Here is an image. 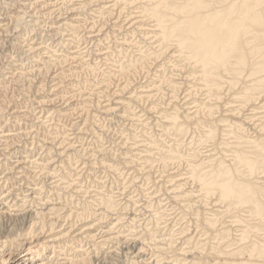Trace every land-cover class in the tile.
Here are the masks:
<instances>
[{"label":"bare ground","instance_id":"1","mask_svg":"<svg viewBox=\"0 0 264 264\" xmlns=\"http://www.w3.org/2000/svg\"><path fill=\"white\" fill-rule=\"evenodd\" d=\"M49 1L34 2L42 8L41 14H38L39 16L36 14L38 17L41 15L45 18L56 12L51 8L57 3L50 6L47 3ZM89 1L64 0L59 5L57 4L61 6L57 9L64 10L66 8L65 10H69L68 12H71L70 14L73 16H70V19L64 18L63 21L59 18L61 21L58 22L57 19V22H53L51 26L53 27L51 28L52 33L64 31L72 38L63 43L68 50L73 46L72 44H75L74 40L79 41L81 32H84L88 26L90 31L92 30L91 33L95 27L97 28L96 23H92L94 21L88 23V20L83 19L84 17L81 18L85 12L84 9L89 7H86ZM96 2H90V4ZM118 9L120 15L126 10H134L137 16L134 17L136 21H132L135 27L131 34H138L144 40H150V46L142 47L138 42L133 44L135 46L131 45V48H136L137 51L128 52L125 38L123 43H118L116 47H110L111 50L107 49L103 56L106 61L112 63L103 73L104 80L102 79L94 92L101 97L111 93L109 85L115 75L124 82L118 89L116 88L113 95L119 91L125 93L124 91L129 90L133 85L131 78L134 79L139 72L147 71L146 74H149L153 67L157 66L158 70H155L160 75L156 74L154 78L149 77L150 75L147 76L148 83L145 86H140L139 90H135L134 94L132 93L127 99L124 96H121L123 99L118 96L119 99L118 97L113 98L114 100L107 102L105 106L100 107L99 105L98 108L104 115L117 120L134 121L137 118L132 116L135 114L132 105L147 101V103L149 102L148 109L159 114V123L167 131L168 136L170 134L174 137L168 141L160 136L155 138V136L147 135L146 140L135 142L130 148L128 146V149L133 151V156L129 158L131 155H127L128 158H124L123 162L125 161L126 166L135 168L138 173L143 172L138 170L141 168L149 174L154 169L155 163L162 167L164 172L162 169L161 172L167 173L169 168L171 169L170 166L175 163L174 161L186 162L188 170L184 175L179 171L180 165H176L177 168H174V172L171 170L172 173L168 174L174 201L171 204L168 203L171 205H169L171 209L163 205L165 204L163 199L161 201L158 198L159 201L154 200L155 202H149L147 205L145 202V208L142 205L139 206L133 198H127V201L123 200V203L117 196L120 193H115L114 189L108 188L107 185L91 192L84 189L83 184L85 183L81 179L83 176L80 177V174L74 173V171L78 172L76 171L78 169L73 170V162L79 158L74 154L80 152L78 147L76 150L75 144L71 141L67 142L68 138L60 136V130L54 128V124L47 125L45 123L47 121L39 120L40 127L44 128L45 136H48L47 139L50 142L54 144L64 137L57 143L60 147L58 149L63 150L59 151L61 159L57 160V156L52 155V150L48 148L45 155H38L36 158L32 154L28 155L26 151L27 156L23 157L25 160L22 161L23 163L20 160L16 162L13 160L17 155H12L4 163H0V170L2 169L3 175H6L2 176L3 179L0 178L2 179L0 180V196L3 195V204L0 207V264H264V134L256 132L257 129L264 132V117L260 118L263 119L260 120L261 125L257 123L259 128L254 125L256 130L250 126L256 133L252 132L254 130L249 127V124L246 125L248 120L257 114H254L255 110H251L249 105L254 106L255 103H260L257 106L262 112L264 111V0H111L109 3L101 2L98 8L93 11L104 19L105 15H109L114 10L117 12ZM11 12L9 16L18 24L22 20L20 22L22 24L23 16L17 13L11 15ZM114 13L112 12L113 16H115ZM117 24V22L114 24L116 28ZM19 26L22 25L19 24ZM35 31L33 29L31 32ZM91 33L88 31L86 35L84 33L85 37H81L85 40L92 39ZM104 41L106 40L104 39ZM18 45H20V39L18 42L17 39L14 43L12 42L13 47ZM31 47L32 49H30L35 53V55L32 53L34 57L31 60L33 69L38 70L41 61H45L43 65L46 66L44 68L47 71L51 70V67L57 69V66L68 62L75 63L72 66L68 64L70 68L66 72L60 73L59 79L57 78L60 80H57V86L62 91L59 92L57 87L54 88L58 90H54L56 97L53 99H50L51 96L45 97L48 101L42 98L43 101H39L42 104L45 102L52 104L56 99L62 100L60 98H64L66 95L77 98L78 95L71 94L75 89L69 78L78 74L77 70L79 69L90 73L99 70L100 63L85 59V56L80 58V51L76 52L70 49L65 51L66 54L59 55L55 50L45 49L46 57L43 55L42 58V54L39 52L43 47L40 46V48L35 43ZM8 63L10 64V62ZM21 69L23 70L22 67ZM42 70L45 71V69ZM168 70L171 72L170 77L167 76ZM20 71L19 73H22ZM40 73L42 74V72ZM45 73L47 72L45 71ZM80 73L82 72L80 71ZM22 76L24 77L25 73H22ZM30 76L34 77V75ZM14 78L12 77L15 81ZM180 78L183 79V82ZM68 79L69 81H67ZM3 80L7 81L6 77ZM32 84L35 82L31 83V87ZM6 85L0 87V143L3 141L5 145L9 146L15 139L22 138L21 136L29 137V133H7L6 128L20 126L19 123L26 116V113L23 112L26 111H21L23 113L21 114L20 111L17 112V109L21 110L24 104L30 106L31 102H15L13 99L16 100V98H10L7 95V90H11L12 86L9 84L8 88ZM59 85H64V88ZM34 86L36 87V85H33V89ZM43 86L41 84L35 91L37 89L39 92L45 90ZM26 87L27 90L30 89V87ZM12 90L14 91L13 88ZM21 90L23 89L19 91L22 92ZM79 91L82 90L79 89L76 92ZM164 91L169 94H165ZM181 92L185 93L183 96L187 102L195 101L192 102L195 107L185 108L184 106L189 105L190 102L187 104L183 101L184 105H180L182 102H177ZM19 93L16 92L15 95L19 96ZM84 93L79 92V95L82 96ZM39 94L37 95L36 92L38 98ZM200 95L204 96L202 100L197 99ZM33 101L34 104H32L35 105L36 102ZM112 101L115 102L112 103ZM89 103V97L83 98L81 108L55 109L53 113L60 119L63 117L73 119L77 114L83 118L90 113L87 110ZM36 104L38 107L39 104ZM222 105L227 108L223 110ZM12 108H16V112H11L14 115L11 117L15 121L7 119V114ZM245 110L249 112L247 116L243 113ZM150 111L147 112L152 113ZM242 114L245 118L242 117ZM147 115L149 116V114ZM29 117L28 120H30ZM36 119L38 121V118ZM192 130L195 131L197 137L192 138L190 146L183 153L180 148L185 149V145L188 146L184 138ZM92 132L94 135H98V132L93 131V128ZM209 142L212 143L211 148L215 147L214 153L205 151L209 153L206 154L192 145L196 143L204 145ZM98 149H95L97 151L89 150L95 159L97 156H101L100 160L96 159L97 162L100 161L101 169L103 166L105 170L117 173L118 167L115 168L116 166L108 165L109 163L106 162L105 157L110 154V150L105 147L100 148V146ZM36 150L37 148L30 153ZM73 151L74 153H67ZM85 151L88 150L85 148ZM125 152L128 153V151ZM97 162L96 164L99 166ZM17 163L25 165L19 166L20 172L14 174L13 171L18 166ZM58 170L61 173L64 172L65 175L59 174ZM91 177L93 178V175ZM21 183L24 184L21 185ZM113 184L117 187L122 185ZM23 185H28L32 193L27 194ZM169 188L167 187V190ZM115 190L119 189L115 188ZM4 196L6 199L13 197L15 201L5 205ZM121 196L126 198L125 194H121ZM169 201L171 202L170 199ZM28 204L35 205V208H31ZM140 209L149 210L152 214L143 223L138 222L139 217L135 215ZM173 211H178L177 218H168L171 215L170 212ZM169 222H171V226ZM22 253H24L23 256Z\"/></svg>","mask_w":264,"mask_h":264},{"label":"rangeland","instance_id":"2","mask_svg":"<svg viewBox=\"0 0 264 264\" xmlns=\"http://www.w3.org/2000/svg\"><path fill=\"white\" fill-rule=\"evenodd\" d=\"M36 1H39V2H44L45 0H0V87H2V86H4V85H6L8 88H9V84H10V86H12V87H10L11 88V90H7V95H9L10 96V98H16V100L15 99H13L15 102H19V103H22L23 101L24 102H27V103H29V102H31V103H29V105L31 104V105H33L34 103V101L33 100H35V102L36 103H38L39 105H40V107H39V105H38V107H37V104L35 103V105H33V106H27L28 104H22L23 106H26L27 108H25L24 109V107L22 106L21 108V110H19V109H17V112H23V111H26V112H23V113H26V116L25 117H23V120L19 123V125L20 126H18V127H16V128H14V127H8V128H6V131H8L7 133H23V134H28L29 133V137L28 136H21L22 138H20V139H18L17 138V140L15 139L11 144H9V146L8 145H5L4 143H3V141L0 143V163L2 164V162L4 163L5 161H6V159H8V158H11L12 157V155H14V156H16L13 160L16 162L17 160H20L21 162L22 161H25L24 160V158L23 157H25V156H27V154H25L26 153V151H27V153H28V155H31L32 154V156L33 157H38V155H45V152H46V149H48V148H50L52 151H51V153H52V155H54V156H57V160H59V159H61V157H60V152L59 151H63L62 149H58V148H60L59 147V144H57L58 143V141H60L62 138H64V137H66V138H68L69 140L67 141V142H69V141H71L73 144H75L74 146L76 147L75 149L77 150V147H78V150L80 151V152H77V153H74V151L73 152H67L68 154H71V153H74V154H76L77 155V157H79L78 159H76L75 160V162H73L74 163V167H73V170H76V169H78V170H76V171H78V172H75L74 171V173L75 174H80L79 176L80 177H82L81 179H83V181L82 182H84L85 184H83L85 187H84V189H88L90 192L91 191H96V188H101L102 186H105V185H107V187L108 188H110V189H114L113 191L115 192V193H120L119 195H117L118 196V198H119V200L120 201H122L123 203H124V201H127L128 199L127 198H129V199H134L136 202H137V204H139V206H141L142 205V207L144 206V208H145V205H144V203L145 202H147L146 203V205L149 203V202H153L154 200L155 201H159V200H161L162 201V199H163V203H165V204H163L165 207H167L168 209H171L170 208V204L172 203V194H171V190H172V188H171V184L169 183V178H168V174L171 172V170H172V172H174V168H177V166H179L180 167V173L181 174H183L184 175V173H185V171L186 170H188L187 168H188V165L186 164V162H178V161H174L175 163H177V164H175L174 162H172V163H174L173 165H171L170 167H171V169L169 168V171H167V173H163L164 171H163V169H162V167L160 166V165H158V163H155L154 165V169L152 170L153 171V173H151L150 172V174L149 173H147V171L146 170H142L140 167V169H138V170H141V171H143V172H139L138 173V171L135 169V168H133L132 166H126L125 164H124V162H123V160H124V158L125 159H127L128 158V156L127 155H131V156H129V158H132V156H133V151L131 152L130 151V149H128V146H129V148H130V146L133 144V143H135V142H140V141H144V140H146V137H147V135L148 136H155V138H158V137H156V136H160L162 139H166V140H168V141H170L169 139H171V137L173 138L174 136L173 135H170L169 134V136H168V133H167V131H165V129L162 127V125L159 123V121H160V116H159V114L158 113H156V112H152V111H150L149 109H148V106H149V102L147 103V101L145 102L144 101V103L143 102H141L140 104L142 105H140L139 103H134L133 105H132V110H133V112L135 113V114H138V115H132L133 116V118H137V119H134V121H127V120H117V119H115L114 117H111V116H106V114L104 115L103 113H101V110L98 108V106L100 105V107H102V106H105V104H107V102H109V101H111V100H114L113 98H116V97H118V96H120V98H122L121 96H124L125 97V99H127L128 97H130L131 95H132V93L134 94V91L136 90V91H138L139 89V87L140 86H145L148 82V77L147 76H149V77H152V78H154L155 77V75L157 74V75H160V73H157L156 72V70H158V67L156 66V67H153V69L150 71V73L149 74H146V72L147 71H145L144 73H141V72H139L138 74H136V76H137V78H136V76L134 77V79H133V77L131 78V84H133L132 85V87H130L129 88V90H126V91H128V92H126V91H124L125 93H123V91L122 92H120L119 91V93H117L116 95H113L112 93L113 92H116V90L119 88V86H121L122 84H123V82H124V80L123 81H120V78L117 76L116 77V75H115V78H113L112 79V83L109 85V87L111 86V88H109V91H111V93H109L108 95L107 94H104V95H102V97L101 96H99V94L98 93H96V92H94V90L96 89V88H98V86L100 85V83H101V81H102V79L104 80V75H103V73H105V71L106 70H108V68H109V64L110 63H112L111 61L109 62V61H106L105 60V56H103L104 55V53H106L107 52V49L108 50H111V49H109L110 47L112 48V47H116V45L118 44V43H123L124 42V39L126 38V40H127V47L128 48H126L127 50H128V52H131V50H133V52H136L137 51V49L136 48H131L132 46H135V45H133V44H136V43H138L139 42V46H142V47H146V45H147V47H149L150 46V40H144L141 36H139L138 34H131V32L132 31H134V27H135V25H133L132 23L133 22H135L136 21V19L134 18V17H136L137 15L134 13V10L133 9H131L130 11L129 10H126L125 11V13H122L121 15L119 14V9L117 10V12H116V10H114V11H112L113 13H114V15L115 16H113V14H112V12L109 14V15H105L103 18L104 19H102V18H100L101 16L100 15H98V14H96V13H94V11L93 10H96L97 8H98V5L101 3V2H104V3H109V1L111 2V0H88L89 2H88V4H87V6L86 7H88V8H85L84 9V11L85 12H83V15L81 16V18H83L84 20L86 19V20H88V23H91L92 21H94V22H92V23H96L95 25H97V28L95 29L94 28V31L91 33V31H90V27L88 26V28H86V30L84 31V32H81V34H80V37H79V41L78 40H74V42L76 41L77 42V44H76V42H75V44H72L73 46L72 47H70V49L71 50H73V51H80V54H81V57L80 58H83L84 56V58L85 59H90L92 62H95L96 61V63H100L99 64V70L101 71H97V72H94V73H90V72H87V71H82V70H77V73L78 74H76L74 77H72V78H69V79H71L72 81H70V83H73V85H74V89H75V91L73 92V93H71V94H75V95H78L77 96V98L74 96L73 98H72V96L71 95H66L64 98H60V99H62V100H55L54 102H52V104L51 103H49V102H45L46 104H50V106H49V104L48 105H46L45 103H40L39 101H43V99L45 100V101H48V99H45V97H50V99H53V98H55L56 96H54L55 95V92L56 91H58L59 89H61V88H59L57 85H58V81H60V80H58L59 78H58V76L60 77V73H62V72H66L69 68H70V66H72V65H75V63H72V62H68V63H66V64H64V65H59V66H57V69H56V67H51L50 69L51 70H48L47 71V69L46 68H44V67H46V66H44L43 64L45 63V61H41L38 65H39V69L38 70H40V71H38L36 68H34L33 69V65H31L32 63H31V60H32V58L34 57V55H35V53L31 50L32 49V44L33 43H35V44H37V46L38 47H40V46H42L43 48H41L40 49V52L39 53H41L42 54V58L45 56L46 57V55H45V52L47 53V51L45 50V49H51V50H55V51H57L58 52V54L60 55V54H62V55H64V53L66 54V52L67 51H69L68 50V48L67 47H65V45L63 44V43H66V40H68V39H72L71 37H69L68 36V34H67V32L65 33L64 31H61V32H54V33H52V29L51 28H53V27H51L52 26V23L53 22H55L57 19H58V22H60L61 20L60 19H62V21H63V19L64 18H66V19H70L71 17H73L72 16V14H70L71 12H68V11H66L65 9L66 8H64V10H62V9H57V8H60L61 6H58L59 4H60V2H63L62 0H50L49 2H47L48 3V5L50 4V6H52V5H55L56 3L58 4H56L55 6H52L53 8H51L52 10H55L54 12L55 13H53L51 16H46L45 18L44 17H41V15H40V17H38L39 15L38 14H41V10H42V8L40 7V6H37L36 4H34V2H36ZM98 2V4H97V2ZM100 1V2H99ZM6 2V3H5ZM54 2V3H53ZM90 2H96V3H91L90 4ZM3 4V5H2ZM95 5H97V6H95ZM34 6V7H33ZM25 7V8H24ZM27 7V8H26ZM36 7H38V8H36ZM40 7V8H39ZM8 8V9H7ZM45 8V7H44ZM11 9V10H10ZM27 9V10H26ZM30 9V10H29ZM26 10V11H25ZM40 10V12L38 13V11ZM12 11V12H11ZM59 11V12H58ZM64 13H63V12ZM89 11V12H88ZM11 12V15L12 14H20L21 16H23V22H22V24L20 23L21 21H19V24L20 25H22V26H19V24L18 23H16L17 21H15L14 19H12L11 18V16H9L10 13ZM20 12V13H19ZM31 12V13H30ZM35 12H37V13H35ZM66 12H68L69 13V15H68V13H66ZM132 12V13H131ZM135 12H136V10H135ZM8 13V14H7ZM24 13V14H23ZM61 13V14H60ZM63 13V14H62ZM38 16H37V15ZM66 14V15H65ZM112 14V15H111ZM134 14V15H133ZM55 15V16H54ZM60 15V16H59ZM93 15V16H92ZM131 15V16H130ZM34 16V17H33ZM67 16H69V17H67ZM71 16V17H70ZM92 16V17H91ZM95 16H96V18H95ZM110 16V17H109ZM123 17V18H120V17ZM50 17V18H49ZM99 17V18H98ZM112 17V18H111ZM129 17H131V18H129ZM132 17H133V19H132ZM25 18V19H24ZM60 18V19H59ZM93 20H92V19ZM108 20H107V19ZM111 20H110V19ZM37 19H39V21H37ZM65 19V20H66ZM129 19H130V21H129ZM135 19V20H134ZM10 20H12V21H10ZM43 20V21H42ZM60 20V21H59ZM89 20H91V21H89ZM14 21V22H13ZM95 21H99L98 23L97 22H95ZM107 21V22H106ZM120 21V22H119ZM128 21H129V23H128ZM133 21V22H132ZM11 22V23H10ZM34 22V23H33ZM57 22V21H56ZM115 22H117L118 24V27L116 28L115 26H114V24H115ZM131 22V23H130ZM37 23H39V24H37ZM106 23V24H105ZM101 24V25H100ZM103 24V25H102ZM109 24V25H108ZM130 24H132V25H130ZM6 25V26H5ZM11 25V26H10ZM17 25V26H16ZM33 25H34V28H33ZM35 25H37L36 27H35ZM39 25V26H38ZM2 26V27H1ZM19 26V27H18ZM30 26V27H29ZM41 26V27H40ZM45 26V27H44ZM123 26V27H122ZM132 26V27H131ZM47 27V28H46ZM46 28V29H45ZM103 28V29H102ZM114 28V29H113ZM130 28V29H129ZM6 29V30H5ZM33 29L34 30H36L35 32H31V31H33ZM42 31H41V30ZM119 29H120V31H119ZM10 30V31H9ZM38 30V31H37ZM49 30V31H48ZM96 30V31H95ZM105 30V31H104ZM115 30V31H114ZM27 31V32H26ZM88 31L91 33L90 34V36L92 37V39L90 38V39H83L81 36H83V37H85L84 36V33H85V35L88 33ZM125 32H127V33H125ZM28 33V34H27ZM11 34V35H10ZM102 34V35H101ZM128 34V35H127ZM41 35V36H40ZM53 35V36H52ZM57 35V36H56ZM68 37H67V36ZM94 37H93V36ZM99 35H101V36H99ZM114 35V36H113ZM126 35V36H125ZM13 36V37H12ZM64 36V37H63ZM55 37V38H54ZM141 37V38H140ZM82 40H81V39ZM135 38V39H134ZM16 39H17V42H18V40L20 39V45H18V46H12V42L14 43L15 41H16ZM94 39V41H92ZM98 39V40H97ZM104 39L106 40V41H104ZM35 41V42H34ZM101 41V42H100ZM115 41V42H114ZM123 41V42H122ZM141 41V42H140ZM37 42V43H36ZM117 42V43H116ZM131 42V43H130ZM41 43V44H40ZM23 44H25V45H23ZM28 46H27V45ZM51 44V45H50ZM130 44V45H129ZM31 45V46H30ZM60 45V46H59ZM101 45V46H100ZM103 45V46H102ZM132 45V46H131ZM19 46H21V47H19ZM53 46V47H52ZM77 48H76V47ZM76 48V49H74V48ZM31 48V49H30ZM83 48V49H82ZM90 48V49H89ZM21 49V50H20ZM56 49H58V50H56ZM63 49H67V50H63ZM102 49V50H101ZM29 50V51H28ZM64 52H63V51ZM88 50V51H87ZM60 51V52H59ZM62 51V52H61ZM66 51V52H65ZM97 51V52H96ZM28 52H30L31 54H29ZM91 52V53H90ZM3 54V55H2ZM44 55V56H43ZM32 56V57H31ZM100 56V57H99ZM30 57V58H29ZM87 57V58H86ZM103 57V58H102ZM10 58H11V61H10ZM2 59L4 60L3 62H2ZM110 59H113V58H110ZM13 60V61H12ZM43 60V59H42ZM127 60V59H126ZM113 61V60H112ZM123 61V60H122ZM8 62H10V64L11 63H14V64H9ZM72 63V64H71ZM28 64V65H27ZM70 66H69V65ZM107 64H108V66H107ZM10 65V66H9ZM17 65H19V66H17ZM21 65V66H20ZM18 68H17V67ZM32 66V67H31ZM5 67V68H4ZM15 67V68H14ZM21 67L23 68V70L21 69ZM43 67V68H42ZM9 68H11V69H9ZM45 69V71L47 72V73H45V71L44 70H42V69ZM52 68H53V70H52ZM114 68V67H113ZM22 70V71H20V70ZM59 69V70H58ZM156 69V70H155ZM16 70V71H15ZM35 70V71H34ZM58 70V71H57ZM19 71L20 72H22V73H25V76H26V73H27V76L25 77H23L22 76V73H19ZM35 72L34 74L32 73V72ZM36 71H37V73H36ZM44 71V72H43ZM80 71L82 72V73H80ZM104 71V72H103ZM17 72V73H16ZM40 72H42V74L40 73ZM48 72H49V75H48ZM54 72V73H53ZM168 73H167V76H171V72H169V70L167 71ZM8 73H10V74H8ZM45 73V74H44ZM173 73H175L176 74V72H173ZM13 74V75H12ZM15 74H17V75H15ZM28 74H29V76H28ZM44 74V75H43ZM170 74V75H169ZM24 75V74H23ZM30 75H34V77L33 76H30ZM39 75V76H38ZM77 75H79V76H81V77H79V76H77ZM94 75V76H93ZM41 76V77H40ZM85 76V77H84ZM90 76V77H89ZM6 77V79H7V81L5 80H3V78H5ZM12 77L15 79V81L12 79ZM20 77H23V78H20ZM47 77V78H46ZM63 77V76H62ZM61 77V78H62ZM19 78V79H18ZM28 78V79H27ZM32 78H35V79H32ZM36 78H38V79H36ZM40 78V79H39ZM46 80H45V79ZM58 78V79H57ZM87 78V79H86ZM90 78V79H89ZM10 79H12V80H10ZM20 79H21V81H20ZM29 79H30V81H29ZM69 79L67 80V81H69ZM17 80H19V81H17ZM26 80H27V83H25L26 82ZM35 80V81H34ZM39 80V81H38ZM43 82H42V81ZM55 80V81H54ZM58 80V81H57ZM180 80H182L181 82H183V79L182 78H180ZM11 81V82H10ZM30 83H29V82ZM35 82V84H32V87H33V85H36V87L34 86V89L31 87V83H34ZM38 81V82H37ZM41 81V82H40ZM47 81V82H46ZM80 81V82H79ZM4 82V83H3ZM17 82V83H16ZM25 83V84H23V83ZM144 82V83H143ZM1 83H2V85H1ZM12 83V84H11ZM22 83V84H21ZM27 84H30V85H27ZM41 84L42 85H44L43 86V88L45 89V90H41L40 92L38 91V89L35 91V89L37 88V87H39V86H41ZM50 84V85H49ZM88 84V85H87ZM113 84V85H112ZM17 85V86H16ZM28 86V87H30V89L29 90H27L28 88L26 87V86ZM46 85V86H45ZM75 85H76V87H75ZM118 85V86H117ZM24 86V87H23ZM60 87H62V88H64V85H59ZM58 88V90L57 89H54V88ZM80 87V88H79ZM112 87H113V89H112ZM12 88L14 89V91L12 90ZM16 88V89H15ZM25 88V89H24ZM49 88V89H48ZM117 88V89H116ZM20 89H23V90H21L22 92H20L19 90ZM32 89V90H31ZM82 90V91H79V92H82V93H84V94H82V96L81 95H79V92H76V91H78V90ZM88 89H90V90H88ZM112 89V90H111ZM16 90V91H15ZM20 92H18V91ZM34 90V91H33ZM54 90H56V91H54ZM28 91H30L29 93H28ZM33 91V92H32ZM52 91H53V93H52ZM60 91H62V90H59V92ZM11 92V93H10ZM14 92V93H13ZM19 93V96H17L18 94H16L15 95V93ZM24 92V93H23ZM36 92H37V95L39 94V98H38V96H36ZM39 92V93H38ZM93 92V93H92ZM165 92V94H169V93H167L166 91H164ZM10 93V94H9ZM13 93V94H12ZM22 93V94H21ZM26 93V98H25V96H24V94ZM28 93V94H27ZM48 93V94H47ZM50 93H52V94H50ZM129 93V94H128ZM42 94V95H41ZM92 95V96H89V95ZM94 94V95H93ZM124 94V95H123ZM182 94V95H181ZM183 94L185 95V93L184 92H181L180 93V95H179V99L177 100V102L178 103H180V102H182V103H180V105H184L183 104V101H184V103H189L190 102V104L189 105H187V106H184L185 108H193V106L195 107V104H193L192 102H195L194 100H191V101H188L187 102V100L184 98V96H183ZM11 95H12V97H11ZM15 95V96H14ZM23 97H22V96ZM97 95H98V97H97ZM107 97H106V96ZM111 97H110V96ZM21 96V97H20ZM29 96V98H27ZM53 96V97H52ZM69 96H71V98H69ZM79 96H81V97H79ZM84 96V97H83ZM87 96V97H86ZM105 96V98H103ZM90 98V103H89V105H88V107H87V110H89L90 111V113H88L86 116H83V118H81V117H79V114H77V115H75L74 117H73V119L72 118H66V117H63V118H57V116H55L54 115V113H53V110H55V109H63V110H69L70 108L71 109H73L74 107H77V108H81L83 105L81 104L82 102H83V98ZM203 97L204 96H199L197 99H199V100H202L203 99ZM43 98V99H42ZM67 98V99H66ZM20 99V100H19ZM24 99V100H23ZM69 99V100H68ZM118 99H119V97H118ZM123 99V98H122ZM183 99V100H182ZM185 99V100H184ZM27 100V101H26ZM31 100V101H30ZM105 100V101H104ZM107 100V101H106ZM29 101V102H28ZM58 101V102H57ZM101 101V102H100ZM198 101V100H197ZM104 102V103H103ZM115 101H112V103H114ZM33 103V104H32ZM101 103H102V105H101ZM262 104V103H261ZM97 105V106H96ZM257 105H260V103H258V104H254V106H252V105H249L248 107L251 109V110H255V112H254V114H256L255 116H254V118H252L253 120H255V121H253L252 119L251 120H248V122H247V126H248V124H249V127L250 126H252L255 130H256V127L254 126V125H256L258 128H259V125H261L262 123L260 122V120L262 121L263 119H260V118H263L264 117V114H262V113H264V111L262 112V110L259 108V106H257ZM44 106V107H43ZM68 106V107H67ZM138 106V107H137ZM224 107V108H223ZM32 108H33V110H32ZM39 108V109H38ZM48 108V109H47ZM89 108V109H88ZM222 108H223V110H225V108H227V106L225 107L224 105H222ZM97 109H99L98 110V112H97ZM260 109V110H259ZM14 110V111H13ZM45 110V111H44ZM247 110H249L248 108H247ZM247 110H245V112H243V113H245L244 115L245 116H247V114H249V112L247 111ZM79 111V110H78ZM147 111H150V112H152V113H149V112H147ZM193 111H194V109H193ZM11 112H16V108L15 109H13L12 108V110H10L8 113L9 114H7V119H10L11 121H15L14 119H12V117L11 116H14V115H12L13 113H11ZM21 112V114H23ZM97 115H96V114ZM153 113H154V115H153ZM156 113V114H155ZM11 114V115H10ZM53 114V115H52ZM99 114H101V115H99ZM147 114H149V116L147 115ZM151 114V115H150ZM259 114V115H258ZM32 117H31V116ZM52 117H50V116ZM30 116V117H29ZM55 116V117H54ZM89 116V117H88ZM135 116H137V117H135ZM245 116H243V114H242V117H244L245 118ZM260 116V117H259ZM28 117H29V119L30 120H28ZM40 117H42V118H40ZM53 117L55 118V121H54V119H53ZM106 117V118H105ZM241 117V118H242ZM26 118H27V120H26ZM36 118H38V121H37V119ZM49 118V119H48ZM65 118V119H64ZM112 118V119H111ZM154 118V119H153ZM33 119V120H32ZM45 119V120H44ZM58 119V120H57ZM89 120V122H87L88 120ZM110 119V120H109ZM159 119V120H158ZM39 120L41 121V122H45V121H47V122H45L47 125L48 124H50L51 125V123L52 124H54V128H56L57 130H60L59 132H60V136L62 135V136H64V137H59L60 139L59 140H57V142H55L54 144L52 143V142H50V140L49 139H47L48 138V136L46 135L45 136V130H44V128L43 127H40L41 125L39 124L40 122H39ZM43 120V121H42ZM52 120V121H51ZM137 120V121H136ZM158 120V121H157ZM34 121V122H33ZM51 121V122H50ZM54 121V122H53ZM84 121H86L85 123H86V125H85V123H84ZM121 121V122H120ZM157 121V122H156ZM252 121V122H251ZM257 121V122H256ZM35 123V124H34ZM58 123V124H57ZM118 123V124H117ZM148 123V124H147ZM259 125H258V124ZM36 124H38V125H36ZM252 124V125H251ZM34 125V126H33ZM35 125H36V128H35ZM60 125V126H59ZM161 125V126H160ZM95 126V127H94ZM145 128H144V127ZM151 126V127H150ZM264 126V125H263ZM38 127V128H37ZM125 127V128H124ZM147 127V128H146ZM252 127H250V128H252ZM41 128V129H40ZM67 128V129H66ZM93 128V131H95V132H98V135H94V133L92 132L91 133V129ZM252 128V129H253ZM8 129V130H7ZM20 131H19V130ZM27 129V130H26ZM39 129V130H38ZM64 129V130H63ZM98 129V130H97ZM145 129V130H144ZM164 129V130H163ZM253 129V130H254ZM11 130V131H10ZM12 130H14V131H12ZM17 130V131H16ZM22 130V131H21ZM42 130V131H41ZM69 132H68V131ZM255 130L254 131H252V132H255ZM258 130V131H257ZM256 130V132L257 133H262V134H264V132H261L259 129H257ZM34 131V132H33ZM40 131V132H39ZM64 131V132H63ZM89 131V132H88ZM149 131V132H148ZM194 130H192V132L189 134V135H187L186 136V138H184V141H186L185 143L188 145L187 147H186V145H185V149L184 148H180L181 149V151H183V153L185 152V150L190 146L189 144L191 143L190 141H192L193 139L192 138H196L197 137V134H195V131L193 132ZM26 132V133H25ZM38 132L39 133V135H40V137H39V135H38V133H37V135H36V133ZM44 132V133H43ZM130 132V133H129ZM166 132V133H165ZM255 132V133H256ZM62 133V134H61ZM89 133V134H88ZM91 133V134H90ZM67 135V136H65V135ZM69 134V135H68ZM100 134V135H99ZM167 134V135H166ZM42 135H43V137H42ZM146 135V136H145ZM88 136V137H87ZM96 136V137H95ZM125 136V137H124ZM143 136V137H142ZM167 136V137H166ZM82 137V138H81ZM141 137V138H140ZM76 138V139H75ZM99 138V139H98ZM47 139V140H46ZM93 139H95V140H93ZM19 140V141H18ZM42 140V141H41ZM49 140V141H48ZM188 140V141H187ZM34 141V142H33ZM46 141V142H45ZM96 141H98V142H96ZM100 141V142H99ZM138 142V143H139ZM174 142V141H173ZM172 142V143H173ZM2 143H3V145H2ZM59 143H61V142H59ZM172 143H170V144H172ZM193 143V142H192ZM38 144V145H37ZM89 144V145H88ZM128 144V145H127ZM142 144V143H141ZM198 143H196L195 145L194 144H192L193 146H196L195 148H199L198 150H201L202 152H204V153H206L205 151H211V153H214L213 152V150L215 149V147H212L211 148V146H212V143H206V144H204V145H197ZM13 145V146H12ZM16 145V146H15ZM31 145V146H30ZM85 145V146H84ZM32 146H35V147H32ZM39 146V147H38ZM42 146H44V147H42ZM54 146V147H53ZM84 146V147H83ZM99 146H100V148H107L108 150H110V154H108V156L107 157H105L106 159H107V164L108 165H114V167L115 168H117L118 167V169H119V171L116 173V172H110V171H108V170H105V168L102 166V169H101V165L99 164L100 163V161L99 162H97L98 160H100L101 159V156H97L96 157V159H98V160H96L95 159V157L93 156V155H91L92 153L90 152V150H95V149H97V150H99L98 148H99ZM207 146V147H206ZM27 147V148H26ZM63 147H66V146H63ZM62 147V148H63ZM88 147H90V148H88ZM92 147V148H91ZM124 147V148H123ZM203 149H201V148ZM205 147V148H204ZM28 148H29V150H28ZM37 148V150L35 151V152H33V153H30L31 151H33V150H35ZM85 148L88 150V151H85ZM94 148V149H93ZM123 148V149H122ZM5 149V150H4ZM8 149V150H7ZM33 149V150H32ZM74 149V150H75ZM90 149V150H89ZM112 149H113V152H112ZM207 149V150H206ZM84 150V151H83ZM97 150H95V151H97ZM124 150V151H123ZM11 151V152H10ZM125 151H128V153L127 152H125ZM112 152V153H111ZM17 153V154H16ZM21 153V154H20ZM80 155H79V154ZM124 153V154H123ZM127 153V154H126ZM129 153H131V154H129ZM135 153V152H134ZM19 154H20V156H19ZM23 154H24V156H23ZM34 154V155H33ZM118 154V155H117ZM206 154H209V153H206ZM9 155V156H8ZM36 155V156H35ZM59 155V156H58ZM115 155V156H114ZM91 156V157H90ZM110 156V157H109ZM90 157V158H89ZM62 158H63V156H62ZM23 159V160H22ZM90 159V160H89ZM92 159V160H91ZM110 159V160H109ZM120 159V160H119ZM89 160V161H88ZM109 160V161H108ZM13 161V162H14ZM86 161V162H85ZM20 162V163H21ZM82 162V163H81ZM96 162L99 164V166L96 164ZM116 162H117V165H116ZM23 163V162H22ZM86 163V164H85ZM111 163V164H110ZM171 163V164H172ZM180 163V164H179ZM119 164V165H118ZM123 166H122V165ZM184 164V165H183ZM16 165H18V166H16L17 167V169L16 170H14L13 171V173L14 174H16L17 172H20V169L18 168L19 166H24L23 164H21V165H19L18 163L16 164ZM92 165V166H91ZM177 165V166H176ZM80 166V167H79ZM122 166V167H121ZM125 166V167H124ZM158 168H157V167ZM161 168H160V167ZM88 167V168H87ZM99 167V168H98ZM81 169V170H80ZM92 169V170H91ZM94 169V170H93ZM161 169H162V171L163 172H161ZM87 170V171H86ZM102 170V171H101ZM105 170V171H104ZM148 170V169H147ZM2 171V172H1ZM38 171V170H37ZM59 171V170H58ZM137 171V172H136ZM145 171V172H144ZM182 171V172H181ZM60 172V171H59ZM58 172V173H59ZM88 172H89V174H88ZM93 172V173H92ZM171 172V173H172ZM2 173V174H1ZM111 173V174H110ZM116 173V174H115ZM140 173H142V174H140ZM4 173H3V170L1 169L0 170V178L2 177V176H4L3 175ZM6 174V173H5ZM59 174H64V172L63 173H59ZM82 174V175H81ZM84 174V175H83ZM90 174H92L93 175V178L91 177L92 175H90ZM113 174H115V175H113ZM118 174V175H117ZM145 174V175H144ZM146 174H148L147 176H146ZM65 175V174H64ZM101 175V176H100ZM114 177H113V176ZM166 175H167V177H166ZM6 176V175H5ZM4 176V177H5ZM134 176V177H133ZM141 176V177H140ZM165 176V177H164ZM107 177V178H106ZM119 177V178H118ZM149 177V178H148ZM92 178V179H91ZM96 178V179H95ZM115 178V179H114ZM2 179H3V177H2ZM2 179H0V180H2ZM94 179V180H93ZM117 179V180H116ZM115 180V181H114ZM89 181V182H88ZM117 181V182H116ZM97 182V183H96ZM121 182V183H120ZM123 182V183H122ZM113 183H118V184H122V185H119V187H117L115 184H113ZM152 183H153V185H152ZM22 184H24V183H21V185ZM170 185V188H169V185ZM150 185V186H149ZM167 185V186H166ZM23 186H25V190L27 191L26 193L27 194H31L32 193V191L31 190H29L30 189V187L28 188V185H23ZM97 186H99V187H97ZM113 186V187H112ZM137 186V187H136ZM27 187V188H26ZM124 187H125V189H124ZM160 187V188H159ZM167 187L169 188L168 190H167ZM115 188L116 189H119V190H115ZM87 190V191H88ZM168 191V192H166V191ZM84 191H86V190H84ZM126 192V193H123V192ZM149 191V192H148ZM46 192V191H45ZM94 193V192H93ZM163 193V194H162ZM121 194H125V197L126 198H124V196H121ZM128 194V195H127ZM145 194V195H144ZM170 194H171V196H170ZM127 195V196H126ZM165 195V196H164ZM6 196V195H5ZM5 196H4V198H5ZM153 196V197H152ZM155 196V197H154ZM160 198H159V197ZM170 196V197H169ZM121 197V198H120ZM168 197H169V199L171 200V202L169 201V199H168ZM2 198H3V195H2V197L0 196V207H2V204H3V201H2ZM141 198V199H140ZM159 200H158V199ZM6 199V198H5ZM12 199V200H11ZM122 199V200H121ZM126 199V200H125ZM145 199V200H144ZM168 199V200H167ZM124 200V201H123ZM166 200V201H165ZM13 201H15V198H13V197H10V198H7L4 202H6L5 203V205H8V204H12L13 203ZM154 201V202H155ZM2 202V203H1ZM174 202V201H173ZM168 203H170V204H168ZM177 204H179V203H177ZM170 205V206H169ZM181 205V204H180ZM28 206H30L31 208H35V205H30V204H28ZM145 211V212H144ZM143 211V209H140V211H138V212H136L135 213V215H137L138 217H139V219H138V222H140V223H143V222H145L144 220H148L150 217H151V213H150V211L149 210H144ZM141 212V213H140ZM171 213V215H170V217H168V218H172V219H174V217L175 218H177V213H178V211L177 212H175V211H173V212H170ZM169 213V214H170ZM134 214V213H133ZM151 214V215H150ZM175 214V215H174ZM149 216V217H148ZM144 218V219H143ZM146 218V219H145ZM169 224H170V226H171V222H169ZM175 230H177L176 228H175ZM24 255V253H22V256Z\"/></svg>","mask_w":264,"mask_h":264}]
</instances>
